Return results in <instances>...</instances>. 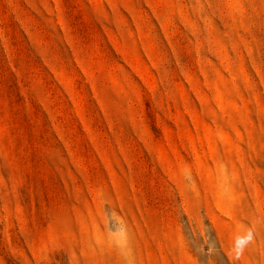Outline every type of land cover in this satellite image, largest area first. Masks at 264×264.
Here are the masks:
<instances>
[{"label":"rangeland","instance_id":"1","mask_svg":"<svg viewBox=\"0 0 264 264\" xmlns=\"http://www.w3.org/2000/svg\"><path fill=\"white\" fill-rule=\"evenodd\" d=\"M125 226L264 264V0H0V264H126Z\"/></svg>","mask_w":264,"mask_h":264},{"label":"clouds","instance_id":"2","mask_svg":"<svg viewBox=\"0 0 264 264\" xmlns=\"http://www.w3.org/2000/svg\"><path fill=\"white\" fill-rule=\"evenodd\" d=\"M116 215H119V213H116ZM109 231L111 235L114 238H116V247L119 250L120 254L124 257L126 264H131V260H130L131 250L129 248V237L126 226L120 228L118 232L112 231L111 228L109 229ZM250 239H251V234L237 238L235 245L237 258H239V256L243 252V245L247 243Z\"/></svg>","mask_w":264,"mask_h":264}]
</instances>
